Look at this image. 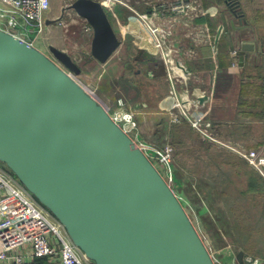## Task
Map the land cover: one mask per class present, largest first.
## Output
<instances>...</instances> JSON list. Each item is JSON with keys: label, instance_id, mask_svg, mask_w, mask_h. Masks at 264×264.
I'll list each match as a JSON object with an SVG mask.
<instances>
[{"label": "water", "instance_id": "1", "mask_svg": "<svg viewBox=\"0 0 264 264\" xmlns=\"http://www.w3.org/2000/svg\"><path fill=\"white\" fill-rule=\"evenodd\" d=\"M69 6L93 28V56L107 62L123 40L103 3L73 0ZM50 48L64 67L0 28V160L96 264H216L176 190L73 76L82 71L78 61ZM260 48L243 40L240 64ZM155 53L142 42L132 57L152 60ZM237 257L244 264L245 250Z\"/></svg>", "mask_w": 264, "mask_h": 264}, {"label": "rangeland", "instance_id": "2", "mask_svg": "<svg viewBox=\"0 0 264 264\" xmlns=\"http://www.w3.org/2000/svg\"><path fill=\"white\" fill-rule=\"evenodd\" d=\"M64 2L65 0H53L49 19L58 18L51 23L47 20L41 30L26 38L61 66L62 63L54 56L50 45L72 54L82 67L81 73L76 74L75 78L107 107L110 106L112 112L127 111L129 107L136 114L138 111H147L136 115L137 126L130 131L133 137L160 144L167 141V135L155 131L157 122L165 114L156 112L154 115L151 102L170 96L168 72L166 77L156 78L148 74L152 70L149 59H133L132 56L139 47L133 36L124 38L107 62H100L91 51L89 22L74 9L61 16ZM256 3L264 14V0H256ZM157 4L156 1L145 0L137 1V5L133 7L144 14L147 8L152 10ZM247 4V0H233L232 16H235V12L240 15ZM197 8L193 3L192 9ZM164 14L172 15L166 12ZM146 16H143L145 20ZM147 21V27L152 26ZM150 47L156 51L154 45L150 44ZM244 82L245 94L248 95L246 82L249 81L245 78ZM257 88L256 82L249 86L250 92ZM119 99L124 101V105L119 103ZM142 100L148 102L149 108L141 107L139 102ZM247 103L248 106L253 104L251 96L247 97ZM189 124L193 130L188 136L186 134L190 130L184 133V143L171 142L177 171L183 176V186L178 185L180 179L176 177L174 188L182 196L181 201L188 214L221 264L237 261L235 259L241 249L247 250V256L254 255L264 259V190L259 194L248 191L252 171L258 170L232 147L204 139L201 132ZM219 135L224 140L235 142L220 132ZM153 162L164 173V167L156 157H153ZM216 247L219 253L216 252Z\"/></svg>", "mask_w": 264, "mask_h": 264}, {"label": "crops", "instance_id": "3", "mask_svg": "<svg viewBox=\"0 0 264 264\" xmlns=\"http://www.w3.org/2000/svg\"><path fill=\"white\" fill-rule=\"evenodd\" d=\"M137 1L139 0H131L132 5H137ZM194 1V5L198 6L197 11L193 8L184 17L161 14L159 10L158 13H155L154 8L152 10L147 8L143 12L147 15L145 20L134 9L124 4L115 5L114 12L109 9L107 11L122 40L133 36L137 46L144 39L152 41V45L156 47V56L150 60L152 70L148 71V74L151 76L166 77L169 71L162 49L156 45L158 39L165 41V51L167 48L174 49L173 44L175 42L179 44L181 41L186 50L179 55L175 53V50L172 51L173 56L177 59L176 66L181 65V69L187 72L192 71L200 77V79L187 78V81L184 80L185 84L181 85L182 89L190 87L191 91H196L200 88H210L212 99L207 102V105L210 108L209 115L214 120L218 132L248 149L260 148L264 145L263 11L261 12L259 9L256 0H247V7L242 8L243 17L232 16L233 11L229 8V2L232 0ZM156 2L160 3L158 0ZM166 14H170V12L166 11ZM232 19H235L236 27L232 24ZM147 20L152 23V30H157H153L155 33L151 30V26L147 27ZM245 24L246 26H244ZM32 33L35 34L36 31H31L30 37L34 36ZM89 36L91 38L92 33ZM243 40L255 41L261 48L258 51L249 52L248 61L242 65L239 55L235 56L234 50L240 46ZM179 56H181L180 59ZM245 78L249 81V83L246 82L248 95L245 94ZM255 82L258 84V88L250 92L249 86ZM248 96L252 97L253 104L251 106H248L247 103ZM160 99L151 103L154 115L156 112L165 114L160 117V122H157L155 130L167 135V141L164 143L154 142L162 146L172 142L170 130L178 122H173L168 112L169 96ZM139 103H141V107L149 108L148 102L142 100ZM138 112L144 114L147 111ZM178 177L180 179L178 183L183 186V176ZM216 252L219 253V249ZM37 258L34 259L35 264H55L48 257H44V261H38ZM235 260L238 261L237 256ZM0 264H4V262L0 261Z\"/></svg>", "mask_w": 264, "mask_h": 264}, {"label": "built area", "instance_id": "4", "mask_svg": "<svg viewBox=\"0 0 264 264\" xmlns=\"http://www.w3.org/2000/svg\"><path fill=\"white\" fill-rule=\"evenodd\" d=\"M72 1L65 0L61 16H65L69 13L68 10L73 9L69 6ZM100 1L106 9L113 12L115 5L124 4L141 16H146L145 13L141 14L133 7L131 0ZM158 1L160 3L155 6V13H158V10L161 14L168 11L172 15L184 17L193 7V0ZM52 3L53 0H0V28L30 42L26 37L31 31L42 29L43 24L49 19ZM152 28L151 26V30ZM88 30L93 35V28L90 24ZM156 45L162 49L169 69L168 77L171 88L167 109L171 120L173 122L189 121L201 132L204 139L232 147L264 176V145L257 149H248L240 143L224 140L220 137L215 122L209 115L210 108L207 102L212 99L211 89L200 88L196 91H191L190 87L182 89L181 85L185 84L187 78L200 79L198 74L181 69V65L176 66L177 59L172 51L175 50V53L181 54L186 50L184 44L181 41L179 44L175 42L174 49L167 48V51L164 50L166 46L164 40L158 39ZM234 54L238 55L237 49L234 50ZM73 76L75 77L76 74ZM119 103L124 105L122 99H119ZM108 109L115 121L132 136L130 131L137 126L136 112L133 109L112 112L110 106ZM133 138L136 145L152 161L153 157H156L163 165L162 175L174 188L176 165L172 144L168 142L159 146L139 137ZM179 197L182 198L181 195ZM209 250L216 264H221L213 248ZM35 257H48L55 264H96L75 244L65 225L54 213L24 185L5 162L0 160V261L4 264H35ZM244 259V264H264V259L259 256L245 254Z\"/></svg>", "mask_w": 264, "mask_h": 264}, {"label": "trees", "instance_id": "5", "mask_svg": "<svg viewBox=\"0 0 264 264\" xmlns=\"http://www.w3.org/2000/svg\"><path fill=\"white\" fill-rule=\"evenodd\" d=\"M230 2H229V8L232 10L233 0ZM261 114H263V113H261ZM189 123H190L189 121L183 120L181 122L175 123L171 127L170 135H171L172 142L176 141V142H179L181 144L184 143L186 135L188 136L189 133L193 130V128L191 127V125ZM188 130H190V131L186 135H184V133H186ZM206 142H208V141H206ZM178 176H180L179 172H177L175 170V178L176 177L179 178ZM178 185L180 186L179 183H178ZM248 185H249L248 191L255 192L258 194L262 193V191L264 190V177L258 171L253 170ZM246 252H247V250H245V253ZM37 259H38V261L39 260H41V261L45 260L44 257H38ZM37 259H36V261H37Z\"/></svg>", "mask_w": 264, "mask_h": 264}, {"label": "bare ground", "instance_id": "6", "mask_svg": "<svg viewBox=\"0 0 264 264\" xmlns=\"http://www.w3.org/2000/svg\"><path fill=\"white\" fill-rule=\"evenodd\" d=\"M143 42H148V43L152 44V41L149 39H144Z\"/></svg>", "mask_w": 264, "mask_h": 264}]
</instances>
